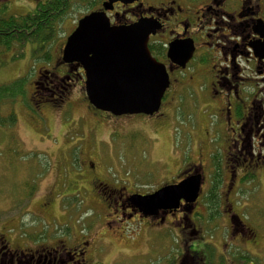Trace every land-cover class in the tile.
<instances>
[{"label": "flooded vegetation", "instance_id": "1", "mask_svg": "<svg viewBox=\"0 0 264 264\" xmlns=\"http://www.w3.org/2000/svg\"><path fill=\"white\" fill-rule=\"evenodd\" d=\"M107 16L117 27L140 20L150 21L158 27L149 36L147 45L151 56L162 63L168 73L169 87L165 95L173 86L179 87L186 81L193 86L197 97L204 88L210 97V112L215 113L219 121L216 129L224 130L217 133L222 134L225 143L221 156L212 152L222 143L220 134L215 148L208 143V180L205 179V170L200 172L190 166L180 169L174 179L171 177L162 184L173 185L193 173H199L203 183L194 202L181 200L176 209L159 210L156 215L148 217L128 202V197L138 192H123L122 186L115 187L100 180L93 164L87 163L93 194L102 192L114 198L107 208L111 207L112 213H118L117 220L110 221L117 225L124 220L128 223L123 225L122 222L123 227L112 232L124 233L133 224L135 228L143 226L145 233L154 232L156 240L164 246L168 237L172 255L170 264L260 263L264 247L260 245L261 237L257 230L250 224L251 217L245 214L240 193L243 178L249 175L259 180V175L264 174V0H134L132 3L124 0V3H114ZM172 42L192 45V58L184 68L168 58L167 51ZM61 63L60 54L56 64L65 69L53 66L49 71L37 73L38 82H32L35 98L39 93L40 101H47L46 95L40 92L54 96L62 90L57 99L60 103L65 101L66 92L74 82L80 80L83 83V70L78 64ZM247 69L250 74L245 71ZM163 101L159 111L151 116L115 117L96 111L112 120L142 117L166 122V116L161 113ZM89 139L96 141L94 129H91ZM96 145L99 149L98 142ZM215 156L221 168L216 187L210 180L214 175ZM204 189V195L215 191L217 199L202 201ZM51 205L52 201L46 198L39 205L40 210H50ZM85 212L81 216L82 229L78 230L79 236L82 233L80 237H73L71 231L68 233L69 230L63 227L65 232L60 236L47 231L36 239L26 240L25 237L20 241L21 237L16 234L18 229H5V233H0V264H100L99 256L107 245L105 239L97 238V226L84 225L90 219L101 222L104 211L89 207ZM19 223L21 225L20 220L17 227ZM104 224L110 227L106 221ZM146 243L149 245V240ZM159 247L164 248L161 244Z\"/></svg>", "mask_w": 264, "mask_h": 264}, {"label": "rangeland", "instance_id": "2", "mask_svg": "<svg viewBox=\"0 0 264 264\" xmlns=\"http://www.w3.org/2000/svg\"><path fill=\"white\" fill-rule=\"evenodd\" d=\"M38 1L44 0H1L0 14L25 15L33 11ZM84 11L75 5L63 18L59 38L49 52L50 60L42 59L43 52H32L31 45L23 50L14 46L13 53L0 57V84L25 77L23 89L28 100L25 106L17 98L12 105L16 115L14 126L5 121L4 127H0V233L18 229L16 234L21 237L18 239L24 241L25 237L36 239L52 231L60 236L67 228L73 237L79 236L81 216L93 207L104 211L103 218L101 222L87 220L84 226H97V238L105 239L107 245L99 256L100 264H170L168 237L164 246L156 240L154 232L145 233L143 226L135 228L133 224L124 233L112 232L123 227L122 222L128 223L124 220L117 225L110 221L117 220L118 213L107 208L114 198L102 192L93 194L87 163L93 164L100 180L122 186L123 192L149 193L174 179L182 168L191 166L200 172L206 171L208 143L215 148L220 134L217 131L224 130L216 129L219 121L210 112V97L204 88L197 97L187 81L179 87L173 86L165 96L161 113L166 116V122L142 117L112 120L87 106L80 80L66 92L63 102L57 100L62 90L54 96L40 92L46 95L47 101H40L38 92L35 98L32 82H38L39 71H49L53 66L65 69L56 64L62 42ZM245 71L250 74L248 69ZM9 106L7 102L0 106L4 118L9 114ZM91 129L96 141L89 139ZM220 137L222 143L212 150L217 156H221L225 146L222 134ZM207 174L208 171L204 172L206 180ZM204 192L205 189L202 201L206 198ZM240 195L245 214L251 217L250 224L257 230L260 245L264 247V174L259 175V180L251 176L250 181L244 182ZM46 198L52 201L51 208L41 211L39 205ZM19 220L21 225L17 227ZM105 221L109 228L105 227Z\"/></svg>", "mask_w": 264, "mask_h": 264}, {"label": "water", "instance_id": "3", "mask_svg": "<svg viewBox=\"0 0 264 264\" xmlns=\"http://www.w3.org/2000/svg\"><path fill=\"white\" fill-rule=\"evenodd\" d=\"M118 1L124 3V0H106L100 10L77 21L63 46L62 62L77 63L82 68L84 92L95 109L114 116H151L159 110L169 86L165 66L151 57L147 46L149 36L158 27L147 20L120 27L111 25L106 12ZM192 53L190 43L172 42L167 55L184 68ZM201 183V176L196 174L151 194L131 195L128 201L143 216H152L159 210L176 209L180 200L194 202Z\"/></svg>", "mask_w": 264, "mask_h": 264}, {"label": "trees", "instance_id": "4", "mask_svg": "<svg viewBox=\"0 0 264 264\" xmlns=\"http://www.w3.org/2000/svg\"><path fill=\"white\" fill-rule=\"evenodd\" d=\"M102 1L103 0H44L38 1L33 11L25 15L0 14V57L13 53L15 47H20L23 50L27 45H31V47L34 48L32 52H43L42 59L45 62L50 60L49 52L59 38L60 27L63 23L62 20L70 10L75 5H78L85 10L83 13L84 15L95 10L100 6ZM15 59H17V57H13V60ZM25 83L26 78L21 77L11 83L0 84V106L5 105L6 102L10 105L7 117L4 118L3 114H0V127H4L3 123L5 121H7L9 125L14 126L16 115L12 111V105L17 102V98H19V102L22 105L28 106L27 93L25 95L23 89ZM29 99L31 100L30 97ZM217 158L218 157L215 156L214 175L210 177L215 187L220 177V164L216 161ZM250 178L251 176L243 178V181H250ZM216 196L215 191L207 193L204 202L216 200ZM258 264H264V256Z\"/></svg>", "mask_w": 264, "mask_h": 264}]
</instances>
